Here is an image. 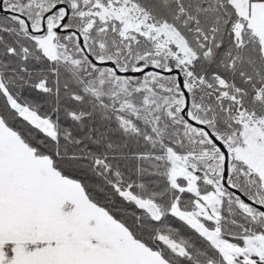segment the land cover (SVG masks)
I'll return each mask as SVG.
<instances>
[{
	"label": "snow or ice",
	"instance_id": "snow-or-ice-1",
	"mask_svg": "<svg viewBox=\"0 0 264 264\" xmlns=\"http://www.w3.org/2000/svg\"><path fill=\"white\" fill-rule=\"evenodd\" d=\"M0 264H264V0H0Z\"/></svg>",
	"mask_w": 264,
	"mask_h": 264
}]
</instances>
